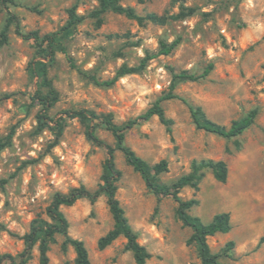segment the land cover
<instances>
[{"label": "rangeland", "instance_id": "374dc122", "mask_svg": "<svg viewBox=\"0 0 264 264\" xmlns=\"http://www.w3.org/2000/svg\"><path fill=\"white\" fill-rule=\"evenodd\" d=\"M121 4L141 16L187 14L156 24L107 11L96 26L89 13L98 0H6L3 4L0 0V31L8 12L21 33L37 31L43 36L59 31L54 59L48 62L55 98L46 113L48 125L60 119L64 123L60 140L49 146L54 135L48 127L37 130L42 106L34 96L38 89L48 94L33 72L34 62L45 60L35 41L22 37L11 23L7 41L0 46V138L13 129L10 143L0 151V223L5 228L0 229V254L21 251L20 236L33 218L49 219L46 207L55 192L81 185L89 190L97 187L108 145L114 148L121 173L116 197L138 242L150 253L146 264H200L195 244L188 242L192 231L176 216L177 203L147 189L115 149V139L101 119L109 113L115 123L123 124L168 90L172 72L200 75L211 63L206 76L179 82L174 90L177 97L162 102L171 120L170 131L153 116L127 129L125 143L150 164L167 161V171L159 176L164 183L188 173L194 161H225V182L204 169L198 188L185 186L179 195L198 200L189 212L203 222L215 213H229L230 230L207 237L212 252L232 240L234 260H222L264 264V0H121ZM72 6L83 18L63 29ZM174 39L179 43L169 54H158L161 41ZM146 55L151 57L140 72L122 76L110 86L92 80L111 79L121 65H138ZM189 105L201 107L207 118L225 127L253 109L257 114L245 131L226 139L198 128ZM77 110L95 113V117L88 114L89 124L103 145L86 137V126L78 116L68 115ZM60 209L68 221V234L84 242L91 264H135L122 236L104 249L97 247L98 238L113 226L104 196L94 203L80 198ZM63 239L56 235L50 244L49 264H74L75 252L71 246L62 249ZM28 264H39L37 246Z\"/></svg>", "mask_w": 264, "mask_h": 264}, {"label": "trees", "instance_id": "16d2710c", "mask_svg": "<svg viewBox=\"0 0 264 264\" xmlns=\"http://www.w3.org/2000/svg\"><path fill=\"white\" fill-rule=\"evenodd\" d=\"M5 1L6 0H1L2 4ZM107 11L123 14L130 19L136 20L138 23H143L144 20H148L156 24H165L169 19H176L187 14L186 12L180 11L176 15L148 13L141 16L138 15L132 7L123 6L121 0H98V6L89 13V16L94 19L95 25L99 26L102 23V14ZM191 11L192 9L189 8L187 12ZM82 18L81 15L76 13V7L72 6L68 9V18L63 29L74 27ZM11 23H15L17 27L16 32L21 34L22 37L27 39L30 38L35 41L38 45L40 55L45 60H37L33 65V72L39 79V85L48 88V94H43L38 89L34 95L42 106V112L38 114L37 118V130L40 131L45 127L51 129L54 137L49 146H54L62 136L64 123L63 120L60 119L53 120V125H48L47 120L49 118L46 111L52 104L51 100L55 98V91L48 77V62L54 59L55 50L59 44V31L43 36H40L37 31L21 33L18 29L15 16L8 12L5 24L0 31V46L7 41V31ZM178 43L179 39H174L170 43L161 41L158 54H169ZM150 57V55H146L141 62L135 66H127L126 64L121 65L115 71L111 79L99 80L96 77H92V80L98 85L110 86L122 76L140 72L144 68L146 60ZM211 68L212 64L210 63L200 75H195L187 71L172 72L168 90L158 96L144 112L134 118L128 119L121 125L115 123L109 113L102 115L101 122L104 128L114 137L115 149L122 153L126 163L140 175L147 189L157 196H171L177 203L176 216L183 225L191 229L192 232L188 242L195 244L200 258V264H236L221 259L227 258L234 260V241H227L219 252H212L207 243L208 236H212L216 233H226L230 230L231 223L229 213L224 211L215 213L209 222H203L198 216L192 215L189 212L190 209L198 203V200L195 198L183 199L179 195L180 190L185 186H190L194 189L198 188V184L204 174V169H209L217 181L225 182L228 176L227 163L223 160L213 159L194 161L188 173L181 175L171 183H164L161 182L159 176L162 172L167 171V161L161 159L154 164H150L125 143V131L127 129L132 128L139 121L148 120L153 116H156L159 121L166 126L167 130L170 131L171 120L166 117L162 102L177 97L174 90L179 82L185 80L193 81L204 77L210 72ZM189 109L193 121L198 128L215 133L226 139L236 137L245 131L254 123L257 114V111L253 109L242 117L233 120L228 127H225L207 118L201 107L189 105ZM88 114H90L91 117L96 116L93 111L85 110L72 111V113L68 115L78 116L86 126V137L97 145H103V141L96 134L94 126L89 124L90 118ZM12 134L13 129H11L6 136L0 138V151L10 143ZM106 150L107 157L103 162L100 181L97 187L93 190H89L81 185L73 187L67 192H55L50 203L46 207V214L49 219L40 216L33 218L30 222L28 231L20 236L23 241V248L21 251L15 255L10 253L0 254V264H4V262H8V264H28L29 260L32 258V250L35 246H37L38 249L39 264H49L48 251L50 244L55 242L56 235H62L64 237L61 244L62 249L65 250L67 246L73 248L75 252L74 264H91L84 242L68 234V221L60 207L71 206L80 198H86L91 203H94L100 196L106 198V203L113 219V226L98 238L97 247L99 249H104L118 237L122 236L125 239L124 249L132 253L134 263L146 264L147 259L150 257V253L144 245L138 242L137 234L128 222L124 209L116 197L117 181L121 173L115 165L114 148L106 145ZM0 229H5L4 225L1 223ZM261 241H264V237H261Z\"/></svg>", "mask_w": 264, "mask_h": 264}]
</instances>
